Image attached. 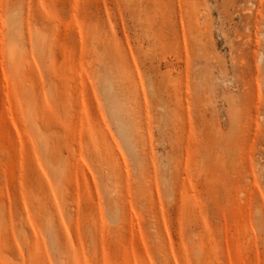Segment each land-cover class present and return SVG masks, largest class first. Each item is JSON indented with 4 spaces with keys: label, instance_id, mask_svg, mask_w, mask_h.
<instances>
[{
    "label": "rangeland",
    "instance_id": "obj_1",
    "mask_svg": "<svg viewBox=\"0 0 264 264\" xmlns=\"http://www.w3.org/2000/svg\"><path fill=\"white\" fill-rule=\"evenodd\" d=\"M0 264H264V0H0Z\"/></svg>",
    "mask_w": 264,
    "mask_h": 264
},
{
    "label": "bare ground",
    "instance_id": "obj_2",
    "mask_svg": "<svg viewBox=\"0 0 264 264\" xmlns=\"http://www.w3.org/2000/svg\"><path fill=\"white\" fill-rule=\"evenodd\" d=\"M125 121V120H124ZM129 121V120H128ZM125 127V126H124ZM129 127V126H128ZM126 130V129H125ZM160 132V131H159Z\"/></svg>",
    "mask_w": 264,
    "mask_h": 264
}]
</instances>
